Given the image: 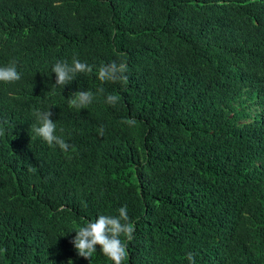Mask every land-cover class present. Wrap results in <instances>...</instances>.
Segmentation results:
<instances>
[{
    "label": "trees",
    "instance_id": "1",
    "mask_svg": "<svg viewBox=\"0 0 264 264\" xmlns=\"http://www.w3.org/2000/svg\"><path fill=\"white\" fill-rule=\"evenodd\" d=\"M73 57L92 73L54 86ZM114 60L126 83L98 79ZM13 61L0 264H90L75 230L125 205L123 264H264V0H0V67ZM77 90L94 94L88 109L69 107ZM235 104L256 112L240 123ZM49 109L71 159L32 132ZM97 248L92 264H114Z\"/></svg>",
    "mask_w": 264,
    "mask_h": 264
},
{
    "label": "clouds",
    "instance_id": "2",
    "mask_svg": "<svg viewBox=\"0 0 264 264\" xmlns=\"http://www.w3.org/2000/svg\"><path fill=\"white\" fill-rule=\"evenodd\" d=\"M55 73L56 81L54 86H59L64 89L66 85L71 84L79 74H90L93 67L87 62H81L78 58L73 57L71 63L67 60L57 61L51 69ZM127 65L123 62L117 63L115 60L109 64H103L98 70V79L102 83H126L128 81ZM21 79V73L17 70L16 62L13 61L7 66L0 67V82L10 84ZM105 89L100 87L97 89L96 95H102ZM94 94L91 91L77 90L68 97V105L77 110L88 109L92 104ZM119 102V97L109 94L106 97V103L110 106H116ZM53 113L51 110L35 112V117L38 126H32V132L36 137L45 141L50 147H59V149L68 155L71 159L70 150L72 145L63 138L62 135H57V125L51 119ZM129 124H135V120L126 121ZM61 133L64 129L59 130ZM2 134V133H0ZM100 136L104 135V128L99 129ZM34 171V169H29ZM118 216L99 215V217L88 222L76 231L75 238L71 241L77 251L78 256L90 261L92 264L93 254L98 250L114 264H123L127 259V245L121 237L126 241L131 242L134 239L135 227L130 220L127 212V206H122L118 209ZM189 264H195L194 256L188 254ZM72 264V261H69Z\"/></svg>",
    "mask_w": 264,
    "mask_h": 264
},
{
    "label": "rangeland",
    "instance_id": "3",
    "mask_svg": "<svg viewBox=\"0 0 264 264\" xmlns=\"http://www.w3.org/2000/svg\"><path fill=\"white\" fill-rule=\"evenodd\" d=\"M234 107L238 110L240 113L238 116L240 117V123H242L245 119L244 115L249 114V115H254L256 112L255 106H245V108H240L238 104H235Z\"/></svg>",
    "mask_w": 264,
    "mask_h": 264
}]
</instances>
